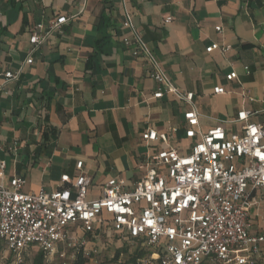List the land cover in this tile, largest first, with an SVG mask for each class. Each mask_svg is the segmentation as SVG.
Segmentation results:
<instances>
[{"label": "crops", "instance_id": "1", "mask_svg": "<svg viewBox=\"0 0 264 264\" xmlns=\"http://www.w3.org/2000/svg\"><path fill=\"white\" fill-rule=\"evenodd\" d=\"M125 11L172 86L192 93L189 102L170 93L153 99L158 85L147 64L122 43L130 36ZM60 17L67 22L50 30ZM37 24L47 37L26 65ZM263 24L264 0H0V145L16 144L0 151L3 185L22 177L25 193L53 192L61 176L83 174L95 199L110 179L133 186L158 151L186 152L187 111H196L202 133L222 126L240 134L241 123L224 122L243 110L264 124ZM214 43L230 49L206 53ZM19 69L5 82L4 72ZM148 129L166 143L146 144ZM262 218L264 201L251 209V233L264 231Z\"/></svg>", "mask_w": 264, "mask_h": 264}, {"label": "built area", "instance_id": "2", "mask_svg": "<svg viewBox=\"0 0 264 264\" xmlns=\"http://www.w3.org/2000/svg\"><path fill=\"white\" fill-rule=\"evenodd\" d=\"M66 22L60 17L50 30ZM170 22L171 17L163 21ZM122 25L130 31L122 40L123 46L144 60L149 76L158 85L153 99L170 93L189 102L192 93L172 86L133 27L129 11L124 12ZM41 27L37 24L30 35L26 65L32 64L31 55L47 37L48 32L40 34ZM215 31L220 32L221 27ZM217 49L230 48L214 43L205 51ZM19 75L20 69L6 71L2 77L8 82ZM234 76L231 73L227 78ZM213 93L224 90L216 87ZM252 115L243 110L224 122L242 124L240 134L229 135L222 126L205 133L196 130L198 114L195 110L185 112V137L191 141L186 152L172 148L158 151L146 159V170L133 186L122 179H110L95 199L87 197L92 182L83 174L74 181L68 175L61 176L53 192L40 189L25 193L22 177H13L4 186L6 164L0 160V242L13 255L5 264H21L22 253L30 248L41 251L47 264H73L78 250L93 264L96 251L86 248L90 242L87 237L93 241L114 237L139 244V250L148 254L138 260L140 264H153L152 260L159 264L264 262V231L251 233V209L264 201V124L248 122ZM141 137L146 144L167 141L165 134L152 129ZM15 146L0 145V151ZM81 166L82 162L76 163L77 170Z\"/></svg>", "mask_w": 264, "mask_h": 264}, {"label": "rangeland", "instance_id": "3", "mask_svg": "<svg viewBox=\"0 0 264 264\" xmlns=\"http://www.w3.org/2000/svg\"><path fill=\"white\" fill-rule=\"evenodd\" d=\"M30 178L33 177L29 174ZM90 241L87 244V249H93L96 251V254L93 256V264H123L128 260L130 254L136 249L142 248L139 244L131 243L130 241H123L121 239L112 238H102L100 240L93 241L91 237H87ZM120 250L121 253L116 258L117 251ZM37 249L30 248L22 253V259L25 264H30L34 256L37 254ZM4 258L3 261H0V264H5V261H11L13 255L3 246V243L0 242V260ZM57 259V258H56ZM58 260H56L57 262ZM258 264H264L263 261H260Z\"/></svg>", "mask_w": 264, "mask_h": 264}, {"label": "trees", "instance_id": "4", "mask_svg": "<svg viewBox=\"0 0 264 264\" xmlns=\"http://www.w3.org/2000/svg\"><path fill=\"white\" fill-rule=\"evenodd\" d=\"M120 253L121 251L118 250L116 254V258L118 257ZM147 255H148L147 252L136 249L130 254L128 260H126L125 263L123 264H140L138 260L143 257H146ZM152 261H153V264H159L157 260H152ZM21 264H25V263L22 262ZM30 264H47L45 261L44 254L41 251H38L37 254L34 256V258L32 259ZM73 264H92V263L90 262V259L83 254L82 250H78Z\"/></svg>", "mask_w": 264, "mask_h": 264}]
</instances>
